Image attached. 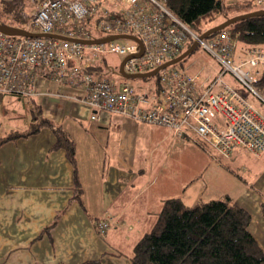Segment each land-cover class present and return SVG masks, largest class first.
Masks as SVG:
<instances>
[{
  "label": "crops",
  "instance_id": "obj_1",
  "mask_svg": "<svg viewBox=\"0 0 264 264\" xmlns=\"http://www.w3.org/2000/svg\"><path fill=\"white\" fill-rule=\"evenodd\" d=\"M222 1L241 5L234 14L251 10L244 4L251 0ZM259 70L261 75L264 64ZM96 71L102 74L100 68ZM224 76L229 83L232 77L227 81ZM35 81L32 94L0 93V139L31 129V116L40 110L74 140L76 169L74 173L63 148H53L56 139L48 127L0 144V264L91 259L130 264L135 242L150 229L168 197L192 205L198 199L229 196L249 212L248 229L264 253V172L259 179H243L232 191L218 177L226 173L221 165L226 160L219 162L211 150L167 126L93 109L81 99L84 84L69 73L36 70ZM252 103L264 114V106ZM235 151L227 160L236 158ZM75 175L79 200L73 198ZM101 218L110 222L102 236L95 229Z\"/></svg>",
  "mask_w": 264,
  "mask_h": 264
},
{
  "label": "built area",
  "instance_id": "obj_2",
  "mask_svg": "<svg viewBox=\"0 0 264 264\" xmlns=\"http://www.w3.org/2000/svg\"><path fill=\"white\" fill-rule=\"evenodd\" d=\"M33 1L34 11L18 26L25 30L85 39L111 34L136 36L142 51L125 61L126 73L152 70L179 55L194 41L218 61L219 71L205 84H199L197 74L175 63L156 72L152 88L127 80L115 83L101 72L89 69L99 66L97 55L102 52L124 56L139 53L141 47L135 40L130 39L125 45L117 39L83 44L0 32V93H34L37 69L53 70L60 76L69 73L73 81L84 84L81 99L93 109L167 126L175 135L223 157H229L237 147L256 155L263 151L264 114L223 79L224 75H230L263 101L253 86L261 71L243 68L244 64L252 67L264 64L263 45L244 44L239 53L245 58L236 61L235 43L228 32L223 30L200 38L201 33L189 28L166 6L167 0ZM253 1L258 5L264 2ZM109 227L108 219L95 221V229L101 236Z\"/></svg>",
  "mask_w": 264,
  "mask_h": 264
},
{
  "label": "trees",
  "instance_id": "obj_3",
  "mask_svg": "<svg viewBox=\"0 0 264 264\" xmlns=\"http://www.w3.org/2000/svg\"><path fill=\"white\" fill-rule=\"evenodd\" d=\"M244 4L247 5V9L252 10L250 6L256 3L251 0ZM166 6L189 28L198 33L235 15L229 14V11L242 8L241 5H227L222 0H167ZM2 7L8 8L7 3L4 2ZM219 18L221 19L217 21ZM202 23L211 24L205 28ZM223 30L233 38L235 51L238 41L264 46V15L238 20L206 37ZM97 68L100 67L95 65L89 71L99 73L96 71ZM39 70L42 69H37ZM212 77L205 81H200L198 77V83L205 84ZM253 86L263 99L261 101L257 98L258 103L264 105V70ZM4 94L22 95L16 92ZM31 122H33L31 129L24 133L9 134L0 139V144L10 138L36 133L40 128L48 127L56 139L53 148L64 149L75 173V142L62 125L43 117L40 110L32 114ZM199 146L210 150L202 145ZM212 152L219 162L233 155L232 153L229 157H223ZM263 152L264 149L257 155L250 153L258 156ZM74 182L73 198L79 200L81 188L76 175ZM250 221L249 212L227 195L209 200L198 199L192 205L185 204L179 197L165 198L150 229L135 242L129 258L130 264H264V253L248 229ZM55 222L56 219L50 226ZM78 264H100V261L91 259Z\"/></svg>",
  "mask_w": 264,
  "mask_h": 264
},
{
  "label": "rangeland",
  "instance_id": "obj_4",
  "mask_svg": "<svg viewBox=\"0 0 264 264\" xmlns=\"http://www.w3.org/2000/svg\"><path fill=\"white\" fill-rule=\"evenodd\" d=\"M110 1L111 0H105L106 3H109ZM4 2L7 3L8 5V8L6 9H3L2 7V4H4ZM14 3H16L15 6H13ZM34 8H35V1L33 0H0V21L5 24L20 26L29 18L30 13L34 11ZM250 8H252V10L264 8V2L259 5L252 4ZM235 11L236 9H234L233 11H229V14L232 15L235 13ZM239 12L241 11H238L237 13ZM220 19L221 18H219L217 21H219ZM211 23L208 24L202 23L201 25L206 28ZM33 31H37V30L34 29ZM117 41L120 44H124V45L129 44L131 42V40L127 38H119L117 39ZM239 46H241L239 42H236L235 59H236V54L237 53L240 54ZM123 57H124L123 54L116 52L99 53L97 55V62L102 71V75L115 83H118L119 81L127 80L128 82L139 86H146V85H150L153 87L155 86L156 74L144 78H128V79L120 76L117 73V69ZM241 58L244 59L245 57L241 55ZM236 61H240V59H236ZM176 64L185 67L187 71L190 73H196L200 77L207 76V78L216 75L220 68L218 61L199 46L196 47L190 54H188L185 58H183L181 61L177 62ZM260 66H262V64H258L256 67H252L249 64H244L243 68L250 72H255L256 70L260 69ZM97 75L98 73L94 74V77ZM229 76L228 74H226L224 78L228 81L230 78ZM229 83H233L239 86L241 90H243L244 93H246V95L252 102L258 103V100L255 97V95L248 92V90H246V88L243 87L238 81L230 78ZM258 106L261 107L264 105L258 103ZM235 154H236V158L232 157V160L226 159V161L223 162L224 164L220 163L222 165V168L224 169L223 171H225L226 173L224 175L222 174V176L218 175L219 178L224 179V182L226 183V185L229 186V189L232 191L234 188L236 187L238 188L240 182L243 181V179L246 180L247 182L259 179V177L264 172V153L262 154L261 157H260L261 154L259 156H255L244 149L240 151H235Z\"/></svg>",
  "mask_w": 264,
  "mask_h": 264
},
{
  "label": "water",
  "instance_id": "obj_5",
  "mask_svg": "<svg viewBox=\"0 0 264 264\" xmlns=\"http://www.w3.org/2000/svg\"><path fill=\"white\" fill-rule=\"evenodd\" d=\"M256 15H264V8L256 9V10H252V11H247L244 13L235 14V15H232L230 17H227L223 21H221L220 23H217L216 25H213V26L209 27L208 29H206L204 32H202L200 34V38L206 37L211 33H214L218 30H221V29L225 28L226 26H228V25H230V24H232L238 20H242V19L248 18V17H253ZM0 32L5 33V34H9V35H23V36L67 39V40H71V41H75V42H80L83 44H95V43L107 42V41L119 39V38H127V39L135 40L140 44V47H141L140 52L135 54V55L124 56L122 58V60L120 61L118 69H117V72L125 78H144V77H149V76L155 75L156 72L160 68H163L165 66L175 64V63L181 61L183 58H185L188 54H190L197 47V42L194 41L184 51H182L179 55H177L176 57H174V58H172L166 62H164L162 65H160V66H158L152 70L145 71V72H139V73H126L123 70V64L125 63V61L130 57L139 56L141 54V51H142V46H141L140 40L136 36L131 35V34H111V35L98 37V38L85 39V38L65 36V35H61V34H57V33L28 31V30H25L21 27L11 26L9 24H5L2 22H0Z\"/></svg>",
  "mask_w": 264,
  "mask_h": 264
}]
</instances>
